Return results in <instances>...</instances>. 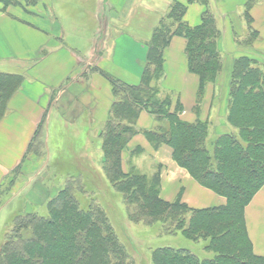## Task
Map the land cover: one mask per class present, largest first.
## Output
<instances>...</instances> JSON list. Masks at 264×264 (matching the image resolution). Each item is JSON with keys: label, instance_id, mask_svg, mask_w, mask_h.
<instances>
[{"label": "trees", "instance_id": "obj_1", "mask_svg": "<svg viewBox=\"0 0 264 264\" xmlns=\"http://www.w3.org/2000/svg\"><path fill=\"white\" fill-rule=\"evenodd\" d=\"M40 1L0 0V4L28 11ZM259 2L246 0L245 18L249 24L250 11ZM186 11L187 6L176 1L155 29L139 85L126 84L102 72L113 87L115 102L109 120L97 135L101 142V176L100 169L94 172L93 168L87 173L69 174L57 195L47 203L48 217L34 213L14 217L12 228L0 243V264H135V256L119 239L109 211L95 198V192L90 194L86 190V182L98 183L100 177L101 182L106 179L120 195L126 214L122 208L120 217L124 221L145 227L158 225L161 235H182L193 243L204 242L205 250L214 255L203 259L188 249L162 247L152 251V264H264V256L254 253L246 221L247 207L264 187V69L248 56L234 60L226 117L231 131L216 133L211 153L209 121L181 120V105L172 111V98H161L157 86L165 71V51L178 36L187 40L188 68L200 80L199 100L202 101L207 86L216 85L220 79L224 64L220 51L222 35L216 19L205 12L201 25L191 28L183 21ZM257 37L252 32L246 42L253 44ZM22 84L21 76L0 74V122ZM143 111L161 123L156 130L144 132L152 147L157 150L163 144L168 145L177 165L199 185L225 198L226 205L194 210L181 199L167 203L160 196V170L152 176L136 167L125 172L123 156L139 133L137 121ZM43 125L44 122L29 146L27 157L41 147ZM61 135L58 131L59 143L63 141ZM140 153L138 149L131 155ZM79 154L85 155H74L77 167H93L85 161L89 158L87 154L82 161ZM64 159H68V153L60 147L53 161ZM22 166L10 177L17 176Z\"/></svg>", "mask_w": 264, "mask_h": 264}, {"label": "crops", "instance_id": "obj_2", "mask_svg": "<svg viewBox=\"0 0 264 264\" xmlns=\"http://www.w3.org/2000/svg\"><path fill=\"white\" fill-rule=\"evenodd\" d=\"M176 1L187 6L183 21L191 28L201 25L205 12L215 17L222 35L221 55L231 58V72L234 60L240 57L236 41L242 39L243 31L264 39V0L251 9V24L245 18L246 0H53L51 14L46 17L39 10L40 3L37 10L28 11L0 4V74L23 78L0 122V188L25 162L52 106L53 134L66 125L76 131L72 144L77 150L78 145L82 150L89 145L91 134L99 133L109 120L115 102L113 87L102 72L139 85L154 31ZM186 48L187 40L178 36L165 51V71L157 83L160 93L172 98V111L181 105V120H208L211 137L218 131L227 134L231 131L226 124L228 100L217 96V85L213 84L199 100L200 80L189 71ZM160 125L147 111L141 113L139 133L123 156L125 172L148 166L160 170V196L167 203L181 199L194 210L226 205L225 198L199 185L177 165L168 145L155 150L147 141L144 132ZM138 149L139 155H131ZM84 156L79 154V160ZM246 221L254 253L264 256V187L247 207Z\"/></svg>", "mask_w": 264, "mask_h": 264}, {"label": "rangeland", "instance_id": "obj_3", "mask_svg": "<svg viewBox=\"0 0 264 264\" xmlns=\"http://www.w3.org/2000/svg\"><path fill=\"white\" fill-rule=\"evenodd\" d=\"M50 2V3H49ZM53 3V0H41L40 11L42 16H49L50 10L49 5ZM45 4V5H44ZM35 8V7H34ZM39 8V7H38ZM34 10H37L35 8ZM18 13L23 15L19 10ZM51 14V13H50ZM28 18H36L26 15ZM263 33V32H262ZM264 35V34H263ZM250 37V31H243L242 39L236 41L237 50L240 56H248L257 60L260 67L264 69V39L257 38L253 44H248L246 41ZM223 58V71L220 75V79L216 84L217 96L222 100H228V89L230 82V65L231 58L224 55ZM163 92V91H162ZM160 93V97L163 98V93ZM85 123L84 121H80ZM59 125V123L57 124ZM61 138L63 141L58 142V136L56 133L53 134V106L49 111L44 125L40 129L39 143L41 147L35 153L28 155L25 160L19 174L15 177L9 175L4 186L0 188V243L4 239V235L12 228L14 217L18 215H25L28 213L38 214L43 217H48L47 203L57 195V192L63 187V182L69 174H78L79 172L87 173L93 168L94 172H101V142L98 138V133H92L87 145L82 150V145L79 146V150L76 149V145L72 144L74 140V131L72 127L64 125L60 126ZM216 135L210 136L208 142V149L213 151V141L216 139ZM83 142V138H81ZM58 143V147H57ZM75 146V147H74ZM63 147V150L67 151L68 159L53 161V155L58 152L59 148ZM58 148V149H57ZM57 149V150H56ZM76 153H84L88 155V160L93 167H77L74 155ZM84 161V162H85ZM83 162V163H84ZM100 164V165H99ZM132 165V164H131ZM100 166V168H99ZM143 174L152 176L156 172V168L148 166L145 168H137ZM93 172V173H94ZM12 186L9 184L11 180ZM91 179V178H90ZM104 182V183H103ZM100 181L95 184L86 182V190L91 193L95 192V198L106 207L109 211L110 216L117 226V232L119 239L126 243L131 254L135 256V264H152V251L157 248L170 247L175 249H188L201 258H212L213 253H209L204 248V242L193 243L185 239L182 235L177 236H166L159 234L160 226L156 225L153 227H145L142 225H130L128 221H124L121 216V210H124V203L117 193L108 184L107 180ZM126 218V217H125Z\"/></svg>", "mask_w": 264, "mask_h": 264}]
</instances>
